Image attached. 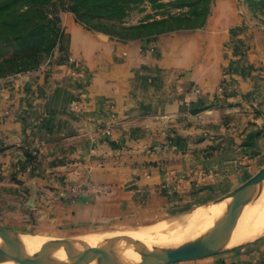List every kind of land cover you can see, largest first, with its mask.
I'll return each instance as SVG.
<instances>
[{
	"label": "crops",
	"instance_id": "0c3cea01",
	"mask_svg": "<svg viewBox=\"0 0 264 264\" xmlns=\"http://www.w3.org/2000/svg\"><path fill=\"white\" fill-rule=\"evenodd\" d=\"M242 23L231 0H217L201 28L144 39L115 40L73 22L49 74L0 82L4 161L20 160L25 146L53 154L59 167L83 152L93 180L109 185L75 203L46 193L36 215L75 224L130 215L147 224L245 174L253 153L264 155L249 110L264 104V47ZM20 83L19 97L10 95ZM234 250L220 263L264 264V239ZM213 259L187 264H219Z\"/></svg>",
	"mask_w": 264,
	"mask_h": 264
},
{
	"label": "rangeland",
	"instance_id": "374dc122",
	"mask_svg": "<svg viewBox=\"0 0 264 264\" xmlns=\"http://www.w3.org/2000/svg\"><path fill=\"white\" fill-rule=\"evenodd\" d=\"M103 1L105 4L90 2L87 11H85V16L79 17L80 14L71 10V6L75 3L74 0H52L48 5H41L35 0H0V63L7 59L12 60L10 63L0 66V82L27 74L33 75L41 69H45L46 74H49L53 64L60 58L57 49L61 45V39L69 23L73 24L74 22L75 25H79L85 31L107 35V38L129 41L158 35L160 30L166 31L163 33L187 30L188 28H180L185 27L182 22H187L186 26L189 27V25L203 21L205 14L208 17L217 11V0ZM231 2L238 10V14L243 16L242 27H248V33L256 36L257 42L264 47V0H231ZM108 4L112 6L110 7ZM194 9L201 15L192 14ZM176 19H180L181 22L180 20L176 21ZM154 20L158 22L166 20L168 22L160 24L152 30L143 28L144 23ZM170 27L173 28V31L170 30ZM16 88L17 91L10 93V95L14 94L19 97L22 91V83ZM4 98L5 94H2V99ZM249 110L257 118L259 125L253 137L264 136V104L253 102ZM2 151L0 149V152ZM38 151L25 146L21 159L15 162L4 161L3 159L7 154H0V227L14 232L18 237L33 236L66 241L114 234L130 228H161L167 226L166 222L183 216L191 221L195 216L201 217L219 198L248 180L264 166V155L260 152H254L250 169L246 170L245 174L239 175L231 183L221 186L220 189L213 192L212 197L206 202L185 209L182 213L149 218L147 221H153L152 223L144 224L137 222L139 220L130 215H122L117 216L118 218L110 217L89 223L75 224L74 222L55 221L52 217L36 215L39 204L47 203L44 200L45 194L55 191V196L60 201L75 203L78 200L67 201L62 195V191L66 192L71 185H78L82 188L84 190L83 197L107 193L109 185L105 186L103 183H98L106 187L103 192L98 194L88 190L84 172L91 168L92 164L85 158L83 152H77V155L70 160H63L64 163L59 167L60 163H56L52 152L51 160H47L40 156L41 153ZM53 161L54 163H52ZM47 166H55L56 168L45 172L44 168ZM258 229L253 227L247 232V234L250 233L246 243L223 247L224 249L221 248L214 254L198 259L213 257L211 263L221 264V260L229 257L233 253L232 251H238L234 249L260 243L264 239V230ZM157 241L161 240H156L151 244ZM137 248L139 247H135V249ZM195 260L197 259L169 264H187Z\"/></svg>",
	"mask_w": 264,
	"mask_h": 264
},
{
	"label": "water",
	"instance_id": "95a60500",
	"mask_svg": "<svg viewBox=\"0 0 264 264\" xmlns=\"http://www.w3.org/2000/svg\"><path fill=\"white\" fill-rule=\"evenodd\" d=\"M263 185L264 166L215 202H224L225 205L211 225L187 240L160 247L151 255L144 254L121 240L107 238L95 242L84 239L61 240V246L53 251L39 249L32 253L20 241L9 239L6 234L10 231L0 227V264H78L83 257L96 256L104 252L110 253L114 264H169L206 257L221 250H212L209 247L224 226L243 209ZM131 252L138 257L131 258L129 255ZM117 253L125 254V259L118 257Z\"/></svg>",
	"mask_w": 264,
	"mask_h": 264
},
{
	"label": "bare ground",
	"instance_id": "6f19581e",
	"mask_svg": "<svg viewBox=\"0 0 264 264\" xmlns=\"http://www.w3.org/2000/svg\"><path fill=\"white\" fill-rule=\"evenodd\" d=\"M261 193H264V185L261 190L248 201L243 209L224 226L219 235L211 243L209 249H223V247H232L238 244L246 243V239L248 238L247 236L250 233L249 232L247 234V232L253 229V227L259 228L260 231L264 230V194ZM224 205V202L214 203L212 204L211 208L206 211V213L201 215V217L198 218V216H195V218L191 221L187 220L185 216H183L184 218L181 216L182 218L178 217L179 219L176 218V220L173 219V221L171 222H166L165 224H167V226L161 228L156 227L152 229H141V227L140 229L130 228L129 230L125 231L123 229V231L121 230V232L119 231L118 233L115 232L114 234L112 233L101 236H93L84 240L95 242L97 240L106 238L118 239L123 243H128L132 248L139 247L137 248V250L141 251L144 254L151 255L160 247L175 244L177 242L187 240L188 238L195 236L201 230L211 225L215 217L219 215L223 210ZM6 235L9 239L20 241V243H22L24 247L32 253H35L39 249L53 251L60 247L62 244L61 240L53 238H36L33 236L24 238L18 237L14 232L11 231L7 232ZM156 240L161 241H157L156 243L151 244ZM123 243L121 245H123ZM117 255L121 259H125V256H123L122 253H117ZM129 255L131 258L138 257L135 253L132 252ZM78 264L114 263L110 253L104 252L96 256L83 257L79 260Z\"/></svg>",
	"mask_w": 264,
	"mask_h": 264
},
{
	"label": "trees",
	"instance_id": "16d2710c",
	"mask_svg": "<svg viewBox=\"0 0 264 264\" xmlns=\"http://www.w3.org/2000/svg\"><path fill=\"white\" fill-rule=\"evenodd\" d=\"M52 0H35L36 3H40L41 5H48L51 3ZM94 2L95 4H100V3H103L105 4V1L103 0H74V5L71 6V10L74 11L76 14H80L79 17H84L85 16V11H87L86 9L88 8V4H90V2ZM151 2H154V0H150ZM110 7L112 6L111 4H108ZM121 8V7H120ZM194 15H197V16H200L201 13L197 12L195 9L194 11H192ZM207 14H205L204 16V19L203 21H201L200 23H197V24H192V25H189L186 26L187 22H182V25H184L185 27H180V28H188V29H193V28H197V27H200V26H203L204 23L206 22L207 20ZM206 17V18H205ZM174 20V18H171ZM180 19H176V21H179ZM165 22H168V21H162V22H158L156 20L154 21H151V22H147V23H144L145 25H143V28H146L147 30H152V29H155L157 28L158 25L160 24H163ZM181 22V20H180ZM171 31H173V28L170 27ZM179 28V29H180ZM168 31V30H167ZM163 32H166L165 30H160L158 31L159 34L163 33ZM12 60L10 59H7L5 60L3 63H0V66L6 64V63H10Z\"/></svg>",
	"mask_w": 264,
	"mask_h": 264
},
{
	"label": "built area",
	"instance_id": "2783aa9c",
	"mask_svg": "<svg viewBox=\"0 0 264 264\" xmlns=\"http://www.w3.org/2000/svg\"><path fill=\"white\" fill-rule=\"evenodd\" d=\"M103 164L104 163L101 162L99 163V166H102ZM84 177L86 180L88 190H92V192H94L95 194L101 193L105 190L106 187L104 185L94 182L92 178V167L84 172ZM83 192L84 190L80 188L78 185H71V187H69V189L66 192L62 191V195L64 196L62 197L67 201L80 200L81 198H83Z\"/></svg>",
	"mask_w": 264,
	"mask_h": 264
}]
</instances>
